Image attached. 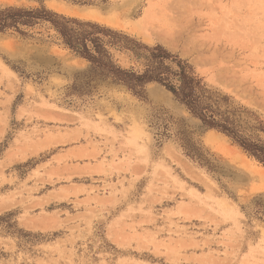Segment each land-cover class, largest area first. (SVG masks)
<instances>
[{"label": "rangeland", "instance_id": "rangeland-1", "mask_svg": "<svg viewBox=\"0 0 264 264\" xmlns=\"http://www.w3.org/2000/svg\"><path fill=\"white\" fill-rule=\"evenodd\" d=\"M9 7L161 45L264 123V0H0ZM163 20L178 22L172 41L142 34ZM21 29L0 33V264H264L261 164L163 87L137 96L50 24Z\"/></svg>", "mask_w": 264, "mask_h": 264}, {"label": "trees", "instance_id": "trees-1", "mask_svg": "<svg viewBox=\"0 0 264 264\" xmlns=\"http://www.w3.org/2000/svg\"><path fill=\"white\" fill-rule=\"evenodd\" d=\"M50 24L62 44L87 61L105 81L122 85L142 97L148 84L168 91L187 111L210 130L227 136L250 158L264 167V123L247 109L233 106L231 98L213 91L194 67L161 45L150 47L110 28L71 19L47 10L9 7L0 10V33L21 27ZM112 50L126 51L142 63L143 69H124L114 60ZM246 114V117H244Z\"/></svg>", "mask_w": 264, "mask_h": 264}, {"label": "bare ground", "instance_id": "bare-ground-1", "mask_svg": "<svg viewBox=\"0 0 264 264\" xmlns=\"http://www.w3.org/2000/svg\"><path fill=\"white\" fill-rule=\"evenodd\" d=\"M179 29L180 27L178 26L177 21L170 22L169 20H163L155 23V26L152 28V32L150 29L146 28L142 30V34L149 39L157 37L165 42H170L175 38L176 34L180 33Z\"/></svg>", "mask_w": 264, "mask_h": 264}]
</instances>
